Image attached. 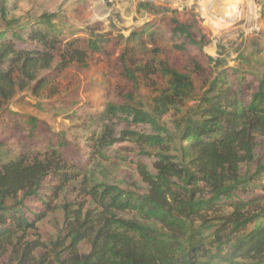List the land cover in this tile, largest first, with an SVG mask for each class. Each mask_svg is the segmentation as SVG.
Returning a JSON list of instances; mask_svg holds the SVG:
<instances>
[{"label": "trees", "instance_id": "obj_1", "mask_svg": "<svg viewBox=\"0 0 264 264\" xmlns=\"http://www.w3.org/2000/svg\"><path fill=\"white\" fill-rule=\"evenodd\" d=\"M62 34L52 16L8 22L0 34V117L26 90L41 102L53 101L70 86L64 78L69 67L86 64L89 52L100 48L98 40L85 48ZM132 64L149 82L154 67ZM169 73L155 114L135 113L136 123H149L159 135L131 134L134 143L157 150L141 155L149 163L134 162V186L106 170L97 179L104 148L97 139L84 143L87 156L80 162L64 154L62 142L12 155L0 139V262L264 264V79L254 89L252 80L233 82L226 75L204 93L195 115H180L178 101L193 90L182 89L185 75ZM165 116L174 117L172 124ZM30 122L37 127V119ZM62 196L69 203L59 202ZM58 209L65 220L50 247L39 224Z\"/></svg>", "mask_w": 264, "mask_h": 264}, {"label": "rangeland", "instance_id": "obj_2", "mask_svg": "<svg viewBox=\"0 0 264 264\" xmlns=\"http://www.w3.org/2000/svg\"><path fill=\"white\" fill-rule=\"evenodd\" d=\"M46 16L62 27L65 42L80 40L86 48L98 40L100 48L89 52L86 64L69 67L64 78L70 86L53 101L41 102L31 90L17 95L6 118L0 117V139L12 155L62 142L64 154L77 162L87 156L84 143L97 139L104 145L95 170L98 180L106 170L129 187L139 183L134 162L149 163L141 155L157 150L132 139H152L159 132L149 123H136L135 113L141 118L155 114L170 85L169 70L185 75L182 89L193 90L191 98L178 101L180 115H195L204 93L226 75L233 82L252 80L254 89L264 79V0H0V34L15 19L26 24ZM178 23L184 26L181 31ZM140 61L154 67L149 82L132 64ZM59 62L56 58L52 70ZM61 101L65 110H60ZM54 103L58 107L50 108ZM175 113L173 107L170 114ZM171 119L163 121L172 124ZM70 193L64 196L72 201ZM68 199L62 196L59 202ZM64 220L58 209L39 224L50 247Z\"/></svg>", "mask_w": 264, "mask_h": 264}]
</instances>
